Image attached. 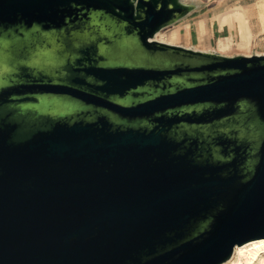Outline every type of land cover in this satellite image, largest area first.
I'll list each match as a JSON object with an SVG mask.
<instances>
[{
	"label": "water",
	"instance_id": "obj_1",
	"mask_svg": "<svg viewBox=\"0 0 264 264\" xmlns=\"http://www.w3.org/2000/svg\"><path fill=\"white\" fill-rule=\"evenodd\" d=\"M198 4L0 0V264H224L264 238V53L156 39Z\"/></svg>",
	"mask_w": 264,
	"mask_h": 264
},
{
	"label": "rangeland",
	"instance_id": "obj_2",
	"mask_svg": "<svg viewBox=\"0 0 264 264\" xmlns=\"http://www.w3.org/2000/svg\"><path fill=\"white\" fill-rule=\"evenodd\" d=\"M257 1L258 0H208V2H212L211 5L194 13L190 18L160 31L158 34L165 38L159 39L170 42V35L175 32L177 33V38L173 44L228 56L239 54H263L264 24L259 17V11L256 5ZM237 7L245 10L248 26L250 25L251 47L250 49H241L234 44L229 50L231 53H229V51H226V53L219 52L217 50L219 39H228L234 42L240 40L239 23L232 14L233 10ZM223 15L225 22L222 21ZM224 264H227V262Z\"/></svg>",
	"mask_w": 264,
	"mask_h": 264
},
{
	"label": "bare ground",
	"instance_id": "obj_3",
	"mask_svg": "<svg viewBox=\"0 0 264 264\" xmlns=\"http://www.w3.org/2000/svg\"><path fill=\"white\" fill-rule=\"evenodd\" d=\"M256 5L259 11V17L264 24V0H258ZM232 14L239 23L240 40L238 42H234L228 39H219L217 43V50L219 52L226 53V51H229L234 44H236L241 49H250L251 47V35L249 30L250 25L248 26L245 10L243 8L237 7L233 10ZM222 21L225 22L224 15L222 16ZM159 38L164 39L165 37L157 34V40L173 43L177 38V33L173 32L170 35V42ZM229 53L231 52L229 51ZM227 264H264V238L256 239L243 245L236 246L232 257L229 259Z\"/></svg>",
	"mask_w": 264,
	"mask_h": 264
},
{
	"label": "flooded vegetation",
	"instance_id": "obj_4",
	"mask_svg": "<svg viewBox=\"0 0 264 264\" xmlns=\"http://www.w3.org/2000/svg\"><path fill=\"white\" fill-rule=\"evenodd\" d=\"M150 123H153L152 121ZM184 124H180V126H174L172 128L171 135L178 139V140H183V139H189V140H199L202 139L200 135H192L189 132L194 131L197 128L201 129V126L194 127V125L188 124V126H183ZM209 143H213L214 140L211 138L208 141Z\"/></svg>",
	"mask_w": 264,
	"mask_h": 264
},
{
	"label": "crops",
	"instance_id": "obj_5",
	"mask_svg": "<svg viewBox=\"0 0 264 264\" xmlns=\"http://www.w3.org/2000/svg\"><path fill=\"white\" fill-rule=\"evenodd\" d=\"M209 3H210V4H209ZM211 4H212V2H208V0H199V4H198L197 9H196L192 14H190L189 16H187L186 18H184V19H182V20H180V21H183V20H185V19L190 18L194 13H196V12H198V11L204 9L206 6H209V5H211ZM180 21H178V22H180ZM178 22H177V23H178ZM177 23H175V24H177ZM175 24H174V25H175Z\"/></svg>",
	"mask_w": 264,
	"mask_h": 264
}]
</instances>
